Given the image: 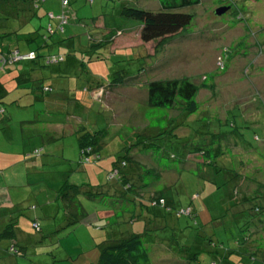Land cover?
<instances>
[{
  "label": "rangeland",
  "instance_id": "374dc122",
  "mask_svg": "<svg viewBox=\"0 0 264 264\" xmlns=\"http://www.w3.org/2000/svg\"><path fill=\"white\" fill-rule=\"evenodd\" d=\"M51 1L59 0H45L37 9L32 7L31 0H0V33L5 34L2 37L5 47L13 43L16 45L17 37L23 38L17 34L34 29L40 34L45 33L49 19L44 10ZM125 5L150 11L160 9L157 0H94L92 3L72 0L64 10L67 13V22L63 25L65 30L63 33L57 32L55 38L59 34L67 37L71 32L73 43L68 47L53 44L40 48L41 53L63 51L65 59L62 62L40 68L42 73L47 72L45 77L42 76L43 84H53L48 72H58L59 76L65 77L57 92L61 109H52L53 114L50 115L41 107L40 101L34 99L11 104L8 99L10 95H25L20 93L25 89L15 88L19 83L16 79V86L12 84L11 92L3 96L4 104L0 103L5 110L4 113L0 111V121L5 120L2 124L0 122V146H3L0 156V195L10 192V187L24 185L21 187L23 193H30L31 196L15 206H1L0 213L6 215L13 211L10 215L16 214V221L19 216L20 224L25 221L23 226L30 229L32 235L29 241L21 233L26 244L25 251L20 256L8 253L5 248L10 243L16 244L18 248L22 246V242L17 239L0 241V264H82L83 251L87 252L84 253L85 256L92 255L95 248L90 245L92 230L85 222L77 224L76 228L70 226L63 229L56 225L63 221V212L58 209L52 189L56 185L61 186L65 178L69 183L86 182L87 175L74 169L77 166L90 167V164L84 166L79 162L77 137L85 127H80L81 123L77 129L79 120L73 116L81 117L87 124V129L96 128L103 134L100 139L103 144L99 149L102 158L97 162L96 168L101 171L96 176L97 179L105 170L103 164L108 155L113 156L112 158L123 155L124 147L136 142L139 134L145 135V130L156 131L158 139L152 145V155L158 161L159 165L156 166L162 173L161 184L158 183L157 187L162 189L167 200L173 202V209L181 210L191 206L197 211L193 218L186 215L176 217L172 214L175 221L180 223L181 230H176L173 234L168 225V233L173 236L171 248L175 245H191V250L199 257L197 264H211L212 261L216 264H229L220 255L225 248L235 247V238L241 242L242 235L248 233L244 220L250 219V215L245 214L243 219L234 221L233 209L227 207L232 201L240 203L242 197L250 198L260 193L264 196V0H201L198 5L180 9L182 12L192 13L194 18L188 27L176 34L129 49L116 48L110 51V48L102 47L97 53L103 59L89 58L85 52L89 44L88 35L92 34L94 38L105 37L98 36L95 21L102 15L113 16ZM221 5L228 8L221 15L215 14L214 10ZM51 10L56 12L53 7ZM30 11H34V17L30 16ZM27 17H30V21H25V25L21 27L22 19ZM130 21L138 24L136 20ZM132 31L134 39L136 34L139 38V28L136 26ZM68 38L66 42L69 41ZM30 44L33 48L43 44L40 35ZM76 59L83 63L82 68L77 71L73 69ZM222 62L227 66L224 72L219 68ZM20 64L28 67L26 63ZM66 66H70L67 69L69 74L57 70ZM117 72L126 75L125 80L129 84L116 85V80L109 81L111 86L106 89L103 87V91L95 92L93 96L92 93L89 94L88 101L83 98L87 102L82 104V108L74 107V102H78L83 95L77 92L83 93L80 90L94 86L95 81L105 86L109 77L118 76ZM208 73L217 75L212 79L213 87L211 90H199L197 101L201 105L200 109L185 119L176 109L146 108L145 86L136 83L149 78L186 77L200 84ZM21 83L23 86L27 85V82ZM33 90L35 94L42 93L37 85L33 86ZM46 94L50 95L51 92ZM63 108L67 110V114ZM37 112L40 113V125L35 126L40 128L41 133L39 136L25 134L31 123L23 120H34ZM52 120H66L77 129V135L55 139L56 132L48 124ZM22 136L29 137L23 141ZM12 138L18 141L7 143V139ZM201 146L208 152L199 158L194 155L193 150ZM141 147L139 144L133 148L128 153L132 162L126 161L119 168L121 171L128 165L131 178L136 177L142 166L149 168L152 164ZM35 148L38 152L34 153ZM215 149H219L217 153L214 152ZM17 153L21 158L16 157ZM172 155L174 159L171 158ZM2 159H6V162ZM22 159L24 166L20 167ZM29 161H34V164L28 163ZM11 162L14 165L9 169L8 164ZM168 171L173 176L166 175ZM122 174L126 175L124 172ZM253 203L255 205L252 208L257 204L264 209V199L256 198ZM39 206V224L45 226L44 233L29 227L35 208ZM250 206L251 203H240L237 209L252 210ZM7 222L1 223V229ZM252 225L249 223L248 227L251 228ZM259 227H264V223ZM262 230L258 234H252L249 238L251 240L247 242V250L256 252L255 256L259 259L260 254L255 250L253 242L260 236L264 240V228ZM161 232L158 231L157 234ZM148 245L152 259H159V250L155 252L154 245ZM239 252L244 254L242 250ZM241 257L242 255L235 253L230 255V260H242Z\"/></svg>",
  "mask_w": 264,
  "mask_h": 264
},
{
  "label": "trees",
  "instance_id": "16d2710c",
  "mask_svg": "<svg viewBox=\"0 0 264 264\" xmlns=\"http://www.w3.org/2000/svg\"><path fill=\"white\" fill-rule=\"evenodd\" d=\"M1 1H7V0H1ZM16 1V0H14ZM45 0H31L32 7L37 8L39 7L40 3H43ZM72 0H67V3L65 5L62 4L61 0L58 2L60 3V12L55 14L51 11L44 10L45 16L49 19V22L45 26V33H39L37 29L30 30L28 32L17 34L21 37H17L16 39V45H10L8 47H5V43L2 42V37L5 35L3 32L0 33V56L6 57L14 52H17V54L23 55L27 53H32V57L25 60H17L16 62L12 63H2L0 62V71L4 70L6 67L10 65H15L18 63L23 62H29L31 64H35L36 62L40 63V68L47 67L50 65L58 64L62 62L65 57L62 55L63 51L58 50V53H41L40 48H44L45 46L57 44L61 45L62 43L66 42V39L68 38L69 41L72 38V36H63L61 39L60 34L58 35V38H55V34L63 33L64 32V24H62V30H60L61 24L57 18V15L60 13H64L66 16V11L64 12L65 8L71 4ZM89 3L92 2V0H86ZM160 9L158 11H150L145 10L143 8L134 7L130 5H125L120 7L119 13L114 17L110 16L111 23H115V25L108 27V31L105 34V37L103 38H94L92 34L88 35L89 44L86 49V53L88 54L89 58L94 59H103L98 53L97 50L99 48H110L111 44H113L115 37L119 35L123 30L127 28V24L129 22H133L130 20H136L138 22V28H139V38L143 43H148L152 41H158L161 40L164 37L174 35L180 30L188 27L191 22L193 21L194 15L192 13L182 12L180 9L185 7H191L194 5H198L201 0H157ZM226 2V1H224ZM19 4V2H18ZM226 4V3H222ZM23 5V4H21ZM221 5V6H222ZM229 5V4H228ZM9 8L10 2L8 3ZM6 14V13H4ZM30 16L34 17V11L29 12ZM28 14V15H29ZM27 15V16H28ZM67 17V16H66ZM25 21H30V17H27L25 19H22V25L23 27L25 25ZM50 21H53L51 23ZM67 22V21H66ZM108 23V22H107ZM107 25V24H106ZM40 35V38H42L43 44H40L37 46V48H33L30 44L31 41H34L36 37ZM16 36V35H15ZM19 42V44L17 43ZM61 43V44H60ZM21 45H25L28 48L26 50H19V47L21 48ZM70 46L69 44H66V47ZM60 48V46H59ZM62 48V47H61ZM107 48V49H108ZM231 54V53H230ZM225 58V53L223 54ZM54 57H61V60L53 62L51 61ZM82 63V62H81ZM83 64V63H82ZM220 71L224 72L227 68L226 63L223 64V62L219 66ZM218 68V69H219ZM118 76L116 77H109L107 80V85L99 83L96 84V86H90V87H84L81 90L78 89V91H83L85 94H91L92 96L95 92L103 91V87L106 89V87L111 86L109 81L116 80V85L120 83V85H127V80H125L126 75H123L121 73H118ZM23 75L19 74L16 76V80L18 83V88L33 89V84L36 81L30 80V78L27 81V85H24L21 83L24 81L22 79ZM217 76L215 73H208L207 75H204V79L201 81L200 84H196L194 81H191L190 79L186 77L178 78V79H156V78H149L146 80H143L142 82L139 80L138 84H142V87L145 86V107H157V108H164L168 110H174L176 109L179 113H181L182 118H187L188 116L192 115L196 111L200 109V103L197 101V95L200 89H209L211 90L212 85V79L213 77ZM60 76L57 75V77L54 80H57ZM132 77V76H129ZM61 78H65L64 76H61ZM22 80V81H20ZM64 80V79H63ZM65 81V80H64ZM22 84V85H21ZM1 85V84H0ZM39 88L42 90L43 93L42 97L48 94L47 92H51V95L57 91L56 89L59 88V83L56 84H43V79H40V85L37 84ZM2 87V86H0ZM61 89V88H60ZM59 90V89H58ZM7 91L0 92V103L4 104L3 96L6 94ZM82 93V92H80ZM80 100V99H79ZM47 113L53 114V112L47 107H43ZM0 111L2 113L5 112L4 108L0 106ZM51 122V121H50ZM84 126V125H83ZM148 126H150L148 124ZM145 130L146 133H143L145 135L139 134L142 139L139 137L135 139L136 142L130 143V145L126 148L124 147V154L118 155L117 157L113 158V166L107 171L106 173V180L108 182L117 181L121 183L120 185V194L119 195H109L107 192L99 191L95 185L93 186L89 182L84 183H72L68 182V179L65 178L62 182V185H56L54 189H52L53 198L56 202H60V209L63 212L64 220L63 224L57 227L61 228H68L70 226H74L77 224L82 218L85 216V210L82 207L79 197H84L90 201H96L98 204L105 206L112 210L114 219L117 224L122 223V217L127 216V219L125 220L126 223L132 222V220L143 221V229L141 232H133L128 231L125 235L120 237V239L115 240L111 243H107L106 245H103L99 248V254L97 258V264H152L151 258H150V251H149V239L148 237L151 236V227H149V223L153 222L154 219L166 217L167 215L172 216V214H175L176 217H179L181 215H186L190 218L195 217L197 215V211L193 210L191 206H187L185 208H181V210H177L174 208L173 202L166 199L165 195L163 194L162 189L157 187V184H161V178L162 173L157 168L156 164H158V161L155 156L152 154L154 153V148L152 147L157 138L156 131H150ZM101 132L98 131L96 128H92L91 130L87 128H82V131L78 134V153H79V162L80 164H95L101 159L100 154V146L103 144V142L100 140L102 139ZM161 133V132H159ZM140 141V142H139ZM139 144L142 146V151L146 152V155L149 156L151 159V167L144 168L142 166V172L140 176V180L138 181L140 185H137L135 182H133L131 179H129L126 175L122 174V170L119 171V168L121 165H125L126 161H131V156L128 155V153L133 149L136 148V146H139ZM88 149V152L86 153ZM219 149H215V153L218 152ZM150 151L152 153H150ZM38 152V149L35 148L34 151ZM86 154H83V153ZM208 152L207 149L203 148V146L194 148L193 153L194 155H197V157L205 156V153ZM150 153V154H148ZM153 156V158H151ZM174 159L173 155L171 157ZM200 158V157H199ZM195 162L196 157H194ZM121 162V163H120ZM132 162V161H131ZM84 165V166H85ZM155 165V167H154ZM159 165V164H158ZM113 169H117V173L112 177H108L109 174L113 171ZM169 174V175H168ZM168 176H173L170 171L166 173ZM247 177V176H246ZM250 176H248L249 178ZM91 184V185H90ZM163 184V183H162ZM20 187L24 185H19ZM151 186H153V190L149 193V195L146 197L144 195V189H148ZM153 192V193H152ZM236 192V190H234ZM27 195L30 197V193H27ZM256 198H262L264 199V196L262 193L257 194L253 197H242L240 203L241 205L244 204H250V208H252L253 205H255L254 200ZM237 199V198H236ZM240 203L236 201H232L231 205L227 207L229 209H233V219H243L245 214L250 215V219H247L244 222L247 223L246 231L247 234L242 235V241L235 240L234 245L235 247L225 248L223 253L220 255L222 259L227 260L229 264H264V240L260 236L258 239L254 240L255 250L259 252L260 259L256 257L257 254L250 252L247 250V246L249 244L247 243L249 238L252 236V234H258L264 227H259L264 223V209L256 204L255 207L251 209L249 208H242L237 209ZM38 205V204H37ZM13 206H15L13 204ZM157 206H159L157 208ZM142 209L141 214L143 213V210L146 212H150L152 215V218H140L139 210ZM31 208H34L32 206ZM37 208V207H36ZM35 208V209H36ZM262 208V209H260ZM138 210V211H137ZM173 210L175 213H173ZM250 210V211H249ZM10 214H6L5 216H9ZM2 218H4V215H2ZM14 217H8L7 224L1 229L0 226V241L10 239L15 240V232H14V226L16 224V220L13 219ZM166 220V218H165ZM178 222V221H177ZM6 223V220L5 222ZM252 223V227H248V224ZM259 227V228H258ZM30 228L35 229L37 232L41 230V226L39 224V218L37 216H34L30 220ZM148 239V240H147ZM210 241V239H209ZM236 241V242H235ZM184 243V242H183ZM7 248L5 250L9 253L11 252L15 256L23 255L22 252L25 251L24 246H16V244L10 243L7 244ZM181 252H184L188 254L189 258H187V263L190 264L191 262H195L196 264L199 263V257L198 254L193 252L192 246H185L182 244V246L178 247ZM214 250V249H212ZM239 250H242L244 254H240ZM239 254L242 255V260L237 261H231L230 255L232 254ZM245 255V256H243ZM190 260V261H189ZM236 262V263H234ZM211 264H216L215 261H212Z\"/></svg>",
  "mask_w": 264,
  "mask_h": 264
},
{
  "label": "crops",
  "instance_id": "0c3cea01",
  "mask_svg": "<svg viewBox=\"0 0 264 264\" xmlns=\"http://www.w3.org/2000/svg\"><path fill=\"white\" fill-rule=\"evenodd\" d=\"M93 1L94 0H92V2ZM52 7L55 9L56 12L51 10ZM59 10H60V3L58 1H51L47 4L46 11H51V12L57 14L60 12ZM119 10H120V8H119ZM119 10L117 13H114V15H113L114 17H115V15H117L119 13ZM73 14L75 15V13H73ZM110 16H112V15H108L107 17L102 15V17H100V18L98 17V19L95 21V25H96L95 27L97 29L96 32L99 33L98 34L99 37L106 34V32L108 31V27L110 28L111 26L115 25V23L110 22L111 21ZM127 25H128L127 28L125 30H123L120 35L115 37L113 44H111V46H110V51L111 50L113 51L116 48L129 49L133 46H143L142 44H144V43L140 40V38H138L137 34H136V38L134 39L135 34H133V31H132V29L134 27H136V26L138 27V24H133L132 22H129V24H127ZM68 36H73V35L71 34V32H69ZM61 38H62V36L60 35L59 39H61ZM70 43H73L72 38L70 39V41L64 42L62 44H64V46H66V44H69L71 46ZM21 46L22 47L21 48L19 47V50L24 51L28 48L25 45H21ZM73 46L75 47V45H73ZM142 53H144V51ZM23 63H26L28 65V67L24 66V65L22 66V64L19 63L18 65H16V64L10 65V66L6 67L4 70L0 71V84H1L0 86H2V87H0V92H1V88H2V91L3 90L7 91L6 94L11 92V86H12V84L16 86L15 79H16V76L19 74L23 75L22 79H24V82H27L28 79L30 78V80L36 81V83L34 82L33 86H36L37 84L40 85V79L42 78V76L45 77L47 72L42 73L43 70L40 69V63H38V62H36L34 65L29 63V62H23ZM54 65H57V64H54ZM13 66H15V67H13ZM73 66H74V68L73 67L72 68L77 71L80 68H82V63L76 59V61L73 63ZM69 67L70 66H66L65 68L60 67L57 70L63 74H69V72L67 71V69ZM58 74H59L58 72H48V77L53 80V85L56 83H59V86L61 88V84H62L61 83L62 82L61 76L57 80H54ZM20 81H22V80H20ZM96 84H98V81H95L94 86H96ZM18 87H20V86L17 85L15 88L18 89ZM37 87H39V86H37ZM67 87H68V84H67ZM88 87H90V86H88ZM56 90L57 91H55V93L53 95H51V96L48 95L47 97L45 95L42 97L43 93L35 94V92H33L34 91L33 89L32 90L25 89L24 92L23 91L20 92L21 94L22 93L25 94L23 97L10 95L8 99L10 100V103L13 105H15L16 102L17 103H23L24 100L30 101L31 99H34L36 101H40L41 107L49 108V111L52 109L58 110V109H61L62 106L59 104V98H57V92L60 91V89L59 90L56 89ZM77 93L79 94L80 92H77ZM81 94H83V95L80 96V98H79L80 100L78 99V102H74L75 108H80V107L82 108L83 107L82 104L83 103L85 104L89 100L88 99L89 94H87V95L85 93H81ZM83 98H86L87 101ZM71 99H73V98H71ZM70 101L72 102V100H70ZM70 101H69L70 105L73 106V103H71ZM49 106H51V108ZM62 110L65 111L67 114V110H64V108ZM65 117H67V115H65ZM73 117H75L77 120H79L78 121L79 125H77V129H78V126L81 125V123H83V124L80 127H82L84 125V127L86 128L87 124L85 122H83V119L81 117H78V118H77V116H73ZM23 121L25 123L26 122L29 124L31 123V127L28 130H25V132L24 131H22V132H24L25 134L31 135V136H34V135L39 136L38 134L41 133L40 128H37L35 126V124L40 125V113L39 112H37L34 120H31V121L23 120ZM0 122L2 124L5 122V120L3 119V121H0ZM60 122H61V124H60ZM60 122L58 120H52L51 122L48 121V124H50L52 126L51 129L56 132L57 138L54 137L55 139H60V138L67 136V135L68 136L77 135V132H75L77 129L74 126H71V124L68 123L66 120L60 121ZM6 127L8 128V126H6ZM72 127H74V128H72ZM69 128H70V130H69ZM64 129H65V131H62ZM27 137H29V136H27ZM27 137H25V138H27ZM25 138L22 136L23 141L25 140ZM17 141L18 140H15L14 138L7 139V143L8 142L15 143ZM0 144H1V139H0ZM2 147L3 146H0V156L2 155V153H1ZM18 156H20V155L17 153L16 157H18ZM112 157L113 156L109 157V155L106 157L107 161L103 164V167L105 168V170L102 171L101 177L98 179L96 178V176H98V173L101 171V169L100 170L96 169L97 168V162L95 164H90V167H84L83 168V166H81V165H80L81 167L77 166L74 169V171L81 172L82 174L87 175V181L86 182L91 183L93 186L99 184L98 186H96L97 189H99V191L107 192L109 195H115V196L119 195L120 191H121L120 181L119 182H117V181L108 182L106 180V173L113 166V162H114L113 160L114 159ZM20 158H21V156H20ZM101 158H102V155H101ZM2 161L6 162V159H2ZM22 161H24V160L22 159L20 161L21 162L20 167L24 166ZM28 163L34 164V161H29ZM8 165H9V169H10V167L14 164L11 162ZM92 165H95V166H92ZM141 169H142V167H141ZM141 169L137 173L135 178H133V177L131 178V176H130L131 169L128 165L125 169L122 170V172H124L127 177L129 176L128 178L131 179L133 182L138 183L137 185H140L138 181L140 180L139 179L140 176H142L141 175V172H142ZM86 170H88V172H84ZM19 171H21L20 168H19ZM9 189L10 190L12 189V190L3 196L0 195V207L1 206H7V205H13V204L14 205L20 204L23 201H25L26 197L28 196L27 193H25V194L23 193V189L20 186H13V187H10ZM152 190H153V186H151L148 189H144V195L147 197ZM79 201H80V203H81V205L84 208L86 213H85V216L82 218V220H80L77 224H83L82 222H85L86 223L85 225L88 228H91L92 239H91L90 245L92 247L95 246L94 250L91 252V254H92L91 256H85L84 253H87V252L83 251L82 264H97L99 248L101 246L120 239V237L125 235L129 230L139 233L143 229V221H139V219L132 220V222H130V223H126L125 220L127 219V216L125 215L122 217V223L117 224L115 219H114L113 212L109 208L98 204L96 201H90L84 197H79ZM86 203H88V204H86ZM57 204H58V209L61 210L59 207L60 202L58 201ZM39 208H40V206L36 208V212L33 214V217L34 216H37V217L40 216ZM138 210H139V214L141 215L140 218H142V217H144V218L148 217L150 219L152 218V215L150 212H146L143 210V213L141 214V212H142L141 207ZM7 213L11 214L14 212L12 211V212H7ZM62 215H63V213H62ZM11 216L14 217L13 219L16 220V214L9 215L8 217H11ZM8 217L4 215V218H2V214L0 213V225L2 222H5V220L7 222ZM165 218H166V220H165ZM63 220H64V216H63ZM19 222H20V220H19V216H18L16 224L14 226L15 237H16L17 241L22 242V246L25 247L26 241H25L24 236L21 233H23L28 238V240L30 241L32 231L30 229H26V227L23 226L25 224V221H23L21 224ZM58 224H63V221L59 222ZM58 224H56V225L58 226ZM77 224L72 226V228H76L75 226ZM168 225H169V229H172L173 234L175 233L174 231L181 230L180 223L175 221V218L170 216V215L169 216L167 215L164 218H161L159 216V218L154 219V221L150 222L148 225L149 227H151V229H152L151 231H153V232H151L153 234H151V236L148 237V239L150 240L148 244L152 243V245H154L153 251L157 252L159 250L158 254L160 257L159 259L154 260V259H152V256L150 254L152 264H158V263L159 264H188L187 263V258H189L188 254L181 252L176 245L174 248L170 247V244H172V242H173V239H172L173 236L168 233ZM29 227H30V225H29ZM44 231H45V226L41 225V230L39 232L44 233ZM158 231L159 232L162 231V232L157 234ZM38 241H40V240H38ZM14 264H17V263L15 262Z\"/></svg>",
  "mask_w": 264,
  "mask_h": 264
},
{
  "label": "built area",
  "instance_id": "2783aa9c",
  "mask_svg": "<svg viewBox=\"0 0 264 264\" xmlns=\"http://www.w3.org/2000/svg\"><path fill=\"white\" fill-rule=\"evenodd\" d=\"M62 4L65 5L67 3V0H61ZM57 18L61 24V27H60V30H62V24H65L66 21H67V17L64 15V13H60L59 15H57ZM32 57V54H28V55H20V54H17V52H14L6 57H1L0 56V62L2 63H12L14 61H17L19 59H25V58H31ZM61 60V57H54L51 59V61H59ZM88 152V149L87 151ZM117 173V169H113V171L111 172V174L108 175V177L112 178L115 174Z\"/></svg>",
  "mask_w": 264,
  "mask_h": 264
},
{
  "label": "water",
  "instance_id": "95a60500",
  "mask_svg": "<svg viewBox=\"0 0 264 264\" xmlns=\"http://www.w3.org/2000/svg\"><path fill=\"white\" fill-rule=\"evenodd\" d=\"M227 8V6H220L214 10V13L217 15H221L226 11Z\"/></svg>",
  "mask_w": 264,
  "mask_h": 264
},
{
  "label": "bare ground",
  "instance_id": "6f19581e",
  "mask_svg": "<svg viewBox=\"0 0 264 264\" xmlns=\"http://www.w3.org/2000/svg\"><path fill=\"white\" fill-rule=\"evenodd\" d=\"M28 54H32V53H27L25 55H28ZM33 56V55H32ZM25 59H29V58H25ZM25 59H20V60H25ZM54 62V61H53Z\"/></svg>",
  "mask_w": 264,
  "mask_h": 264
}]
</instances>
